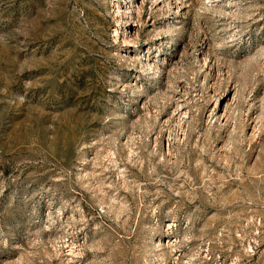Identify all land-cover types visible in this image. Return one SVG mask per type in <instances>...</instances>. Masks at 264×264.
I'll return each instance as SVG.
<instances>
[{
	"label": "rangeland",
	"instance_id": "rangeland-1",
	"mask_svg": "<svg viewBox=\"0 0 264 264\" xmlns=\"http://www.w3.org/2000/svg\"><path fill=\"white\" fill-rule=\"evenodd\" d=\"M0 264H264V0H0Z\"/></svg>",
	"mask_w": 264,
	"mask_h": 264
},
{
	"label": "bare ground",
	"instance_id": "bare-ground-1",
	"mask_svg": "<svg viewBox=\"0 0 264 264\" xmlns=\"http://www.w3.org/2000/svg\"><path fill=\"white\" fill-rule=\"evenodd\" d=\"M115 5H116V3H115Z\"/></svg>",
	"mask_w": 264,
	"mask_h": 264
}]
</instances>
